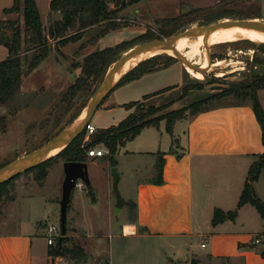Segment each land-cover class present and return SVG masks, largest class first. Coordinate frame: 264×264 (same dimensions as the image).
I'll use <instances>...</instances> for the list:
<instances>
[{"label":"rangeland","instance_id":"rangeland-1","mask_svg":"<svg viewBox=\"0 0 264 264\" xmlns=\"http://www.w3.org/2000/svg\"><path fill=\"white\" fill-rule=\"evenodd\" d=\"M37 6L42 23L46 24L50 18L47 0H37ZM4 14L6 16L5 21H18L23 26V15L21 12ZM119 17L121 18L120 23L126 25L121 30L119 29L121 32L101 36L102 25H97L86 31L82 39L61 47L63 52L60 50H56L57 54L56 52H50L36 73L35 71L27 72V67L24 63L23 77L25 76V79L22 81V90L19 89L6 104L0 107V168L40 148L57 134L72 126L83 113L93 93L108 71H106L104 66L99 75L90 78L85 88L76 93L69 92L68 89L81 74V67L76 65L82 64L87 54L101 48L115 47L119 43L126 42L117 49L115 57V60H117L142 43L155 39H165L191 28L230 20L264 22V0H142L121 11ZM100 38H102L101 41H99ZM185 51L189 53L188 49H184V56L186 55ZM172 57L174 58L173 63L176 60L181 62L175 56ZM185 57L194 65L204 69V79L194 80L195 78H193L196 84H192L190 88L209 89L219 93L235 82L234 85L237 83L236 87L244 94L250 91L246 87L251 82L250 80L258 76L264 77V75H258V72L264 71L263 42L240 39L222 43H209L208 46L204 45L197 52L190 53V55ZM66 60H70V64H67ZM121 86L122 84L115 87V89ZM139 87L119 92L120 99L129 96L137 98V89ZM188 88L189 86L184 88L183 91L187 90L188 92ZM63 90L65 91L64 93L61 92ZM171 95L172 98L176 96L175 93ZM186 95L187 93L184 96L186 97ZM139 98L140 100L144 99L143 94ZM191 99L189 97L185 98V101L183 100L181 104L172 109L187 106ZM232 100L242 101L241 98L235 95H228L215 102H229ZM135 108L137 113H140V111L141 113H146L149 107L145 106L143 110L138 106ZM167 113L166 107H163L161 110L149 115L147 120ZM113 118H120V114L104 116L99 121L96 118H92L91 123L95 126H101ZM184 125H187L185 121L178 124V133H182L180 130L183 129ZM154 131L152 129L145 130L141 136L137 137L133 142H129L127 147L134 148L140 143L142 148H154L152 147V142L161 140L159 133ZM97 132L98 130H96ZM167 137H171V135L164 132V142L167 141ZM177 137L184 136L181 134L177 135ZM89 138V141L94 139L92 135ZM161 146L156 148L160 149L162 148ZM115 159L118 165H113L107 155L92 158L87 156L86 162L89 165L88 171L92 177V183L100 188L97 202L93 203L92 196L87 193V185L81 191L76 188L73 191L70 209H68L67 213L65 235L69 237V245H72V243L82 245L88 253L86 258L92 264H102L104 259L110 260L112 243L117 242L116 238H112L113 234H115L114 229L118 226L117 218L121 207L126 205H119L118 194L120 195V193L119 191L118 194L115 192L116 184L114 183L112 168L116 167L118 176H123L126 174L125 168H133L137 161L133 156L118 154V152L115 155ZM65 160L66 156H59V154L48 159L46 161L48 164L46 174L43 177L41 170L34 168L25 172V174L16 176L7 188L9 192L3 195L0 200V219H5L9 223L5 227L7 230L19 231L21 228L19 226L20 222L25 223L30 228L32 221L43 218V223L41 221L35 223L36 227L41 231L39 234L34 235L33 240L34 258L36 261L40 260L43 252L49 248L46 224H54L58 227L59 232L62 233L61 200L65 178ZM143 161L145 160L140 162L142 163ZM212 164H207L200 169L195 167L194 169L198 193L202 194L206 182L212 185L216 182L219 184L217 187H225L226 193L222 194L217 190L213 191L216 193L213 204L220 202L219 204H226L231 207L228 211L235 210L238 204L234 205V201H232L234 198H231L229 202L231 205L224 199L227 194H236L240 186L243 188L252 166L249 169H244L240 164L226 165L224 161H213ZM145 165H147V161ZM146 172L147 170L139 172L137 176L141 177L147 174ZM109 175L112 176L110 188L108 187ZM259 176L260 179L255 181L254 184L258 191L257 195L264 201V168ZM25 178L27 180L31 179V182H27V185H25ZM123 180L124 178L122 179L124 195L130 196L133 190L130 185L125 187ZM117 184H119V180ZM111 188H113L112 191ZM240 194H242V191ZM217 208L221 207H215V209ZM215 209H213L212 217ZM199 212L200 209L198 208ZM246 212L248 216H253L251 224L254 225L258 222V217L262 221L261 226H258L260 229L255 227L250 229V232L255 233L252 240L254 243L252 248H257L258 251L262 252L264 249V218L261 217L258 209L252 204H250ZM50 215L55 216L53 221L50 220ZM88 232L95 235L96 238L89 237ZM257 238L260 239L259 243L255 241ZM201 239H196L197 247L194 251L199 256H204L211 250V238H204L203 240L208 245L206 249L200 247ZM97 242L101 244L100 250H97V247L100 246ZM179 245L181 246V243ZM93 250L95 251L93 252ZM181 250H185V248ZM112 251L115 264H122L124 260L128 259V257L121 255L116 248L113 247ZM134 255L139 264L142 259H145L142 264H166L171 260L175 264H181V260H186L189 257L184 251L173 249L165 239H156L147 244L139 245L138 251ZM146 259H148V262H146ZM208 260V258L202 259V262L205 263ZM83 262L84 259L76 261L69 257L52 258L49 256L45 261L46 264H83ZM221 262L226 263L225 260Z\"/></svg>","mask_w":264,"mask_h":264},{"label":"crops","instance_id":"crops-1","mask_svg":"<svg viewBox=\"0 0 264 264\" xmlns=\"http://www.w3.org/2000/svg\"><path fill=\"white\" fill-rule=\"evenodd\" d=\"M14 2L15 0H0V21L6 19L4 9L10 8L14 5ZM50 2L51 0H47L49 9ZM54 18H60V13H56ZM49 19L46 24H43L46 29L49 25ZM116 32L121 31H111L106 35H112ZM102 49L104 48L100 50ZM60 51L63 52V48H60ZM51 52H56L57 54L56 50ZM8 56V47L0 41V62L7 59ZM32 56L33 51L25 54L26 67ZM66 61L67 64H70V60ZM42 64L34 70L35 73L41 68ZM167 67L159 68L127 81L123 83L124 85L122 84L121 87L115 89L111 93L112 95L107 96L93 118L99 121L104 116L117 113L118 115L120 114V118H113L101 126L94 125L96 130L117 125L134 113L136 106L128 107V104L133 102H142L147 107H166V111L170 112L182 109V107L179 109L172 108L181 104L183 100L185 101V98L189 97L191 99L192 97L189 104L183 108L216 93L214 90L209 89L190 88L185 97L183 89L196 84L194 80L204 79L203 71L196 70L192 66L179 61ZM258 75H264V71L258 72ZM24 77L23 79H25ZM193 78L195 79L193 80ZM137 86H140L137 89V98L129 96L120 99L119 92L138 88ZM20 90H22V86ZM61 92L64 93L65 91ZM173 93L176 96L172 98L171 94ZM142 94L144 99L140 100L139 97ZM257 96L264 110V87L258 89ZM178 97L179 99H177ZM170 103L172 104L169 106ZM182 121H185L187 125H184L183 129L180 130L182 133H178L177 126ZM147 129L155 130L154 132H158L159 137H161L158 142H152V147L154 148H142L140 143L134 148L127 147L129 142H133ZM164 132L171 135V137H167L165 142ZM181 134L184 137H177V135ZM137 137L127 141L117 151L118 154L133 156L137 160L133 168H125L126 174L119 176V184L116 187L121 197L130 203L121 207L117 218L118 226L114 229L115 234L112 236V238L117 239V242L112 243V246L121 255L128 257L122 264H139L134 255L138 251L139 245L147 244L156 239H165L173 249L184 251L189 255L186 260H181V264H191L192 258H198L201 261L208 258L209 260L205 262L207 264H264L261 251H258L257 248H252V240L255 233L250 232V229L251 227L260 229L258 226H261L262 221L258 217L259 221L254 225L251 224L253 216H248L246 212L250 204H246L239 209L238 216L234 221H226L215 226L212 223L213 209L221 207L223 210L228 211L231 207L226 204H219L220 202L213 204L215 201L214 195L216 194L213 191L217 190L219 193L224 194L226 189L224 186L217 187L219 184L216 182L214 185L206 182L202 194H200L196 188L194 176L195 167L200 169L207 164L213 165V161H224L226 165L240 164L244 169H249L259 160V156L264 153V144L262 128L254 112L252 102L248 99L215 102L208 110L177 120L173 125V134L167 131L166 121L162 120L158 127H145ZM99 145L103 147L102 144ZM160 145H162V148H156ZM162 159L164 164L163 182L157 183L158 164ZM142 160L145 161L141 163L140 161ZM146 161L147 165H145ZM86 163L89 170L88 162ZM144 170H147V174L138 177L137 174ZM123 178L125 187L130 185L133 190L130 196L124 195L122 189ZM89 179L91 190L87 187V193L92 196L93 203H96L100 188L92 183L93 180L90 174ZM25 180V185H27V182H31V179L27 180L25 178ZM111 185L112 176L109 175L108 187L110 188ZM254 187L258 194L255 184ZM243 188L240 186L234 195L227 194L224 201L229 203L231 198H234L232 201H234L233 203L236 206ZM112 190L113 188H111ZM71 201L72 196L70 203ZM198 208L200 209L199 213ZM68 209H70V204ZM54 219L55 216L50 215V220L53 221ZM40 221L43 223V218L32 221L30 228L25 223L20 222V230L11 231L5 228L9 223L5 219H0V264H46L45 261L48 258L47 249L43 252L40 260L36 261L34 258V235L41 232L35 223ZM48 224H46V227ZM88 236L96 238L95 235L89 232ZM197 238H202L200 242L201 248H203L204 238H211V250L204 256H199L194 251L197 247L195 243ZM179 243H181V246ZM97 244L100 245L97 250H100L101 244L99 242ZM112 246L110 260L104 259L102 264H115ZM182 248H185V250H181ZM206 248H208L207 244L204 249ZM144 260L142 259L140 264ZM223 260L226 263L221 262ZM146 262H148V259H146ZM83 264H92V262L85 258ZM166 264L175 263L171 260Z\"/></svg>","mask_w":264,"mask_h":264},{"label":"trees","instance_id":"trees-1","mask_svg":"<svg viewBox=\"0 0 264 264\" xmlns=\"http://www.w3.org/2000/svg\"><path fill=\"white\" fill-rule=\"evenodd\" d=\"M140 1L142 0H51L49 25L46 29L43 26L36 0H15L14 5L4 9V13L21 12L23 15V26L18 21H0V41L9 49L7 59L0 62V107L6 104L21 87L26 53L33 51V56L27 64V72H32L46 59L52 50H60L61 47L82 39L86 31L93 26L102 25L101 36L124 28L126 25L120 23V12ZM56 13H60V18H54ZM125 43H119L115 47H106L87 54L83 63L76 65L81 67V74L75 83L70 86L69 92L76 93L85 88L90 78L99 75L104 66L107 71L116 59L117 49ZM173 61L174 58L169 55H157L147 59L129 72L117 86L138 78L145 73L167 67ZM250 81L246 85L250 90L247 93L242 94L239 88L236 87L237 83L234 85L235 82H233L229 88L223 89L219 93L195 101L188 107L170 111L160 117L147 120L149 115L154 114V112L161 110L163 107H149L146 113H141V111L140 113L134 112L119 124L98 130L97 133L95 132L92 135L94 139L88 142H84L85 130L61 151L59 156H66L65 161L86 162L87 151L93 146L102 144L108 150V157L112 164L115 165V155L119 147L123 146L127 141L136 138L145 127H158L162 120H166L167 131L173 134V125L177 120L208 110L216 100L228 95H235L242 100L248 99L252 102L254 112L262 128L264 144V110L257 96L258 89L264 87V77L258 76ZM184 93L186 94L187 90ZM134 106H138L143 110L146 105L142 102L128 104L130 108ZM47 166L48 164L45 162L34 169H40L43 177L46 174ZM163 167L162 159L158 164L157 183L163 182ZM263 168L264 153L259 156V160L252 165L249 171L237 208L230 211H225L221 208L215 209L212 219L213 225L234 221L238 216L239 209L246 204L255 206L264 218V201L257 195L254 187V183L259 178ZM13 180L14 178L0 185V200L3 195L9 192L7 188ZM87 187L91 190L90 184ZM116 187L117 184L115 192L118 194ZM118 200L120 206L130 204L119 194ZM69 244L70 240L67 235L59 237L55 245H49L48 256L52 258L69 257L76 261L87 257V252L82 245L79 243ZM261 255L264 258V249ZM191 264L207 263H203L198 258H192Z\"/></svg>","mask_w":264,"mask_h":264},{"label":"water","instance_id":"water-1","mask_svg":"<svg viewBox=\"0 0 264 264\" xmlns=\"http://www.w3.org/2000/svg\"><path fill=\"white\" fill-rule=\"evenodd\" d=\"M243 27L248 29H254L261 32H264V22L256 20H230L225 22L212 23L210 25L200 26L196 28H191L176 35L169 36L165 39H155L150 40L145 43H142L132 50H129L127 53L122 55L120 58L114 61L111 67L108 69L104 79L97 87L93 93L90 101L88 102L85 111V117L78 121L79 117L73 123L72 126L57 134L47 143H45L40 148L27 153L24 156H21L14 161L9 162L8 164L0 168V185L8 182L9 180L15 178L16 176L25 173L40 164L46 162L52 156L49 157V154L54 150L60 149L57 153L59 154L67 146H69L77 137H79L85 130L87 125L91 122L93 116L95 115L98 108L101 106L106 97L111 93L113 89L119 84V82L133 69H135L143 61L150 59L157 55H171L169 53H160L144 59L138 62L134 67L123 72V68L128 61L133 58L140 56L143 53L151 51H168L172 50L176 58L186 65L192 66L196 70L203 71L200 66L194 65L190 62L184 55H182L178 50H176V43L179 39L183 37H199L204 36L207 38L213 31L230 28V27ZM121 30V29H120ZM264 43V42H263ZM208 46V45H206ZM54 156V155H53ZM64 172L65 178L63 181V190H62V215H61V228L62 235L66 234V222H67V213L68 207L70 204L72 192L74 190L75 184L78 180H82L86 185L90 183L88 166L86 162H74L66 161L64 163ZM112 175L114 177V183L117 184L119 180L118 171L116 167L112 168Z\"/></svg>","mask_w":264,"mask_h":264},{"label":"bare ground","instance_id":"bare-ground-1","mask_svg":"<svg viewBox=\"0 0 264 264\" xmlns=\"http://www.w3.org/2000/svg\"><path fill=\"white\" fill-rule=\"evenodd\" d=\"M240 39H248L254 42L262 43L264 42V32L254 29L243 28L239 26L215 30L207 38H204V36H199V37H183L179 39L176 43V50H178L183 55L184 49H188L189 53L185 51L186 53L185 56H188L190 55V53L197 52L202 46L208 45L209 43H222L228 41H237ZM164 52L174 55L172 50H168V51L158 50V51L143 53L140 56L128 61L123 68V72H126L127 70L131 69L138 62L144 59H147L149 57ZM84 117H85V111H83V113L80 115L78 121L82 120ZM59 151L60 149L54 150L52 153L49 154V157L56 155Z\"/></svg>","mask_w":264,"mask_h":264},{"label":"built area","instance_id":"built-area-1","mask_svg":"<svg viewBox=\"0 0 264 264\" xmlns=\"http://www.w3.org/2000/svg\"><path fill=\"white\" fill-rule=\"evenodd\" d=\"M95 132H96L95 126L90 122L86 127V136H85L84 142H88L90 139L89 137L93 135ZM87 153H88V157H104L105 155H107V150L104 146L102 147L100 145H96L94 147H91L87 151ZM85 185L86 184L82 180H78L74 188L75 189L78 188L81 191L83 190ZM47 235H48V238H47L48 245L55 244L58 238L63 236L62 233L59 232L58 227L52 223H49L47 225ZM255 241L256 243H259L260 239L257 238ZM205 246H206V243L205 242L202 243V247L204 248Z\"/></svg>","mask_w":264,"mask_h":264}]
</instances>
